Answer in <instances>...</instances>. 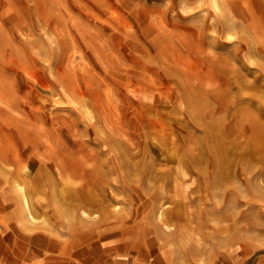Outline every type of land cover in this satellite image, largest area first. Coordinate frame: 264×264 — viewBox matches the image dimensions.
Wrapping results in <instances>:
<instances>
[{
    "label": "rangeland",
    "instance_id": "rangeland-1",
    "mask_svg": "<svg viewBox=\"0 0 264 264\" xmlns=\"http://www.w3.org/2000/svg\"><path fill=\"white\" fill-rule=\"evenodd\" d=\"M183 1L0 0V214L22 185L37 217L20 238L55 235L71 250L76 241L60 235V224L71 234L96 227L94 241L110 224L116 240L130 239L135 259L147 260L148 244L150 264H170L180 248L176 234L159 232L164 221L198 239L180 252L184 264H264V57L252 31L239 25L226 34L206 0ZM13 127L47 143L31 154ZM92 153L101 158L103 197L93 208L51 176L60 167L80 178V157ZM171 193L179 216L170 206L159 221L154 213ZM82 208L98 220L81 223ZM244 242L235 262L227 250ZM26 249L24 259L38 262Z\"/></svg>",
    "mask_w": 264,
    "mask_h": 264
},
{
    "label": "bare ground",
    "instance_id": "bare-ground-1",
    "mask_svg": "<svg viewBox=\"0 0 264 264\" xmlns=\"http://www.w3.org/2000/svg\"><path fill=\"white\" fill-rule=\"evenodd\" d=\"M96 1H100V0H96ZM202 1V0H201ZM207 3L210 5V7L219 15H222L224 20V27H225V32L226 34L229 33V29H235L237 28L236 26H242V27H246V29H248L249 31H252L256 41H259V45L257 46V55H260L262 57H264V0H206ZM95 2V1H93ZM205 2V1H204ZM206 3V4H207ZM207 4V5H208ZM185 5V1L181 0V6L184 7ZM130 9V8H129ZM132 9V8H131ZM38 13V12H37ZM144 11L143 9H136L134 11V15L140 17L141 14H143ZM146 13V12H145ZM12 15V14H11ZM39 15V14H38ZM37 15V18H38ZM41 17H39V19L42 21V23H44V25H50V18H46L45 14H41ZM115 19L118 21V23H120L119 17H117L116 15ZM10 17V16H9ZM211 18V17H210ZM11 19V18H10ZM12 20V19H11ZM127 22V21H126ZM18 25V23H16ZM40 26H42L40 24ZM17 27V26H16ZM245 30V29H244ZM17 31L19 34H22L23 36H28L29 32H27L26 29L24 28H17ZM250 33V32H249ZM245 34V33H244ZM242 33V36L244 35ZM230 35V34H229ZM247 36V34H245ZM248 37V36H247ZM252 37V36H251ZM249 39V38H248ZM247 39V40H248ZM250 40V39H249ZM89 41V40H88ZM127 41V40H126ZM251 41V40H250ZM95 44V43H94ZM93 44V45H94ZM251 44V42H250ZM257 44V43H256ZM91 45V44H90ZM91 45V47L93 46ZM95 46V45H94ZM250 46V45H249ZM252 46V45H251ZM101 48V47H100ZM89 49V48H87ZM94 49V48H93ZM251 50V48H250ZM95 52V51H94ZM93 52V53H94ZM253 52V51H252ZM251 52V53H252ZM97 53V52H96ZM255 53V52H254ZM104 54V53H103ZM102 54V55H103ZM100 55V54H99ZM95 56V55H94ZM98 56V54H97ZM251 56V54H250ZM249 56V57H250ZM101 57V56H100ZM104 57V55H103ZM165 58V57H164ZM254 58V57H253ZM258 58V57H257ZM101 59V58H100ZM106 59V58H105ZM250 59V58H249ZM262 58H260L261 60ZM104 60V59H103ZM102 60V61H103ZM105 61V60H104ZM100 63V62H99ZM101 66V64H100ZM106 66V65H105ZM263 66V65H262ZM246 71V70H245ZM264 78V77H263ZM64 81V80H63ZM63 83V82H61ZM62 85V84H61ZM66 85V83H65ZM70 86V85H69ZM72 86V85H71ZM91 86V85H90ZM67 88V87H66ZM65 88V89H66ZM74 89V88H73ZM76 90V88H75ZM87 90V89H86ZM85 90V91H86ZM6 90L0 88V94L3 95V93H5ZM76 92V91H75ZM54 93V92H53ZM85 92H83V95ZM77 94V93H76ZM87 94V93H86ZM80 96V95H79ZM5 101L7 103H9V98H4ZM75 99V98H74ZM81 99V98H80ZM84 99V98H83ZM91 100H95L96 102L98 101L97 96H92L90 97ZM77 100V99H76ZM1 101V100H0ZM78 101V100H77ZM82 101V100H81ZM2 102V101H1ZM56 102V101H55ZM3 103V102H2ZM78 103V102H77ZM5 104V103H4ZM82 104V103H81ZM84 104V103H83ZM98 108H101V105L99 102H97ZM100 106V107H99ZM84 107V105H83ZM102 113L105 112L104 108L102 107L100 110ZM86 112V111H85ZM93 117V116H92ZM55 123V122H54ZM71 124V123H70ZM235 124V123H234ZM73 125V124H72ZM71 125V126H72ZM14 126H16V124H14ZM18 126V125H17ZM69 126V125H68ZM74 126V125H73ZM43 127V126H42ZM14 129L17 130V132L20 134L21 140H20V145L27 151L31 152V154H35L37 149L39 148V145L41 143H47V137H41L40 139H33L31 137L28 136V134H26L28 131H24L25 129L23 127H13ZM41 128V127H39ZM95 128V127H94ZM30 129V128H28ZM43 129V128H42ZM225 129V128H224ZM235 129V128H234ZM80 130V129H79ZM96 130V129H95ZM39 131V129H38ZM44 131V130H43ZM97 131V130H96ZM99 131V130H98ZM80 133V132H79ZM40 134V132H39ZM173 135V134H172ZM54 136V134H53ZM39 138V137H38ZM176 138V137H175ZM157 140L160 142V145H164L166 142L168 141H163L159 138H157ZM180 140V139H179ZM83 141V140H82ZM77 142V141H76ZM154 142V141H153ZM177 142V141H175ZM80 143V142H79ZM132 144V143H131ZM80 145V144H79ZM180 145V144H179ZM81 146V145H80ZM79 146V147H80ZM134 147V146H133ZM180 148V147H179ZM81 149V147H80ZM85 149V148H84ZM24 150V151H25ZM183 150V149H182ZM23 151V150H22ZM39 151V150H38ZM83 153H85L83 150H81ZM16 152V150H15ZM46 152V151H45ZM26 153V152H25ZM20 155V154H19ZM45 155V154H44ZM29 156V155H27ZM181 156V154L179 155ZM1 157V156H0ZM47 157V156H45ZM48 160V159H47ZM100 161L101 158L99 157L98 154L96 153H92V154H87L85 156L80 157L79 163H78V169L80 170V178L78 179H74L72 178L69 174H65L63 170V168L60 167H55L52 170L51 176H53L55 178L56 181H58L59 184H66L71 186V187H75V190H77V195H78V199L84 204V205H88L89 207H97V203L103 199L102 197V193L100 191V184H99V180H98V176L102 175L101 173V166H100ZM52 163V162H51ZM115 164V163H114ZM221 164V163H220ZM105 165V164H104ZM128 165V164H126ZM5 168V167H4ZM116 169V168H115ZM8 171V170H7ZM23 171V170H22ZM69 171V169H68ZM221 171V169L219 170ZM82 172V173H81ZM220 173V172H219ZM20 174V173H19ZM40 175V174H39ZM119 175V174H118ZM219 176V175H218ZM52 177V178H53ZM53 178V179H54ZM1 180V178H0ZM24 181V180H23ZM239 182V181H238ZM29 183V182H27ZM25 184V182L23 183ZM55 186L59 187L58 184H56ZM63 186V185H62ZM61 186V187H62ZM28 187V186H26ZM29 189V188H28ZM31 189V188H30ZM60 189V188H59ZM12 190V189H11ZM58 190V189H57ZM7 191V190H6ZM13 191L16 193L15 198H11L12 200L9 202V208H8V214H0V221H2V231L3 232H12V233H16V234H21L22 230H24L28 224H30L31 222L33 223L34 221H36L37 217L34 216L33 211L30 202L28 200V195L30 196V194L28 192L27 195L24 192V188L22 185L17 186H13ZM3 193V192H2ZM121 194V193H120ZM4 195V194H3ZM10 195V194H9ZM58 195V193H57ZM169 198L171 199L170 202L166 201L164 203H162L158 209L156 210L155 214V218H157L158 220L163 219V213L166 210H169L172 206V214L175 215L176 217L179 216V197L178 195H176L175 193H171L168 194ZM159 198V197H158ZM77 202V201H75ZM171 202L174 204H171ZM7 203V202H6ZM4 205V204H3ZM7 205V204H6ZM3 207V206H2ZM7 207V206H6ZM58 208H60V206L57 205ZM61 209V210H60ZM58 211V215L64 217L66 220H72L71 215L64 211L62 208H60ZM148 209V208H147ZM144 211V210H143ZM153 211V210H151ZM119 212V211H117ZM154 212V211H153ZM118 215V214H117ZM123 215V214H122ZM151 215V214H150ZM149 215V216H150ZM153 215V214H152ZM151 215V216H152ZM80 222L82 223V221H88L91 218H97V214L95 212L89 213L86 209L82 208L79 213H78ZM120 216V215H118ZM124 218V217H123ZM39 219V218H38ZM96 221L98 220L95 219ZM159 220V221H160ZM46 221V220H45ZM95 221V222H96ZM146 221V220H145ZM149 226L150 230L147 231H153V228L151 227V225L149 224V222H146ZM158 223V222H157ZM88 224V223H87ZM31 226V225H30ZM51 226V225H50ZM136 227V226H135ZM48 228V227H47ZM55 228V227H54ZM141 228V227H140ZM96 227H94L93 232L96 231ZM139 229V228H138ZM161 231L159 230V232H163L166 235L169 234H176V245L177 248H180V252L182 251V249L187 245V243L191 240L196 239V237L194 236V234H190L189 231L184 228H177L175 227V225H170L165 223L164 221L161 224ZM51 230V229H50ZM158 230V229H157ZM220 231H223L221 228H219ZM56 232V231H53ZM47 233V232H45ZM61 233V232H60ZM135 233H140V232H136ZM158 233V232H157ZM5 234V233H4ZM3 234V235H4ZM59 234V233H58ZM96 234V233H95ZM161 234V233H160ZM162 234V235H164ZM48 235V234H47ZM79 235V234H78ZM140 235V234H139ZM18 236V235H17ZM55 236V235H54ZM53 236V237H54ZM96 236V235H95ZM16 237V236H15ZM50 237V236H49ZM56 237H58L56 235ZM92 237V236H91ZM14 238V237H13ZM2 239V238H1ZM22 239V238H21ZM50 239V238H49ZM60 239V238H59ZM62 239V238H61ZM79 239V238H78ZM10 240V239H8ZM12 240V239H11ZM198 240V239H196ZM3 241V240H2ZM7 241V240H6ZM60 241V240H59ZM62 242V241H60ZM59 242V243H60ZM205 242V241H203ZM48 243V242H47ZM54 244V242H53ZM62 246V243H60ZM13 245V244H12ZM19 245V243H18ZM56 246V245H55ZM20 247V246H19ZM18 247V248H19ZM249 245L247 243H234L231 244L228 248V252L231 254V256L233 257L234 261L236 262L237 256L239 252H246V250L248 249ZM56 248V247H55ZM10 249V248H9ZM15 249V247H14ZM54 249V248H53ZM21 250V249H20ZM28 250V249H27ZM11 251V250H10ZM3 252V251H2ZM27 252V251H26ZM178 253V257L176 260H173V262L171 261L170 264H184L183 261V257H182V253ZM11 253V252H10ZM9 253V254H10ZM50 254V253H49ZM25 255V254H24ZM139 258V257H138ZM1 260V259H0ZM202 264L204 263V260L201 259ZM200 262V263H201ZM1 263V262H0ZM26 263V262H24Z\"/></svg>",
    "mask_w": 264,
    "mask_h": 264
},
{
    "label": "crops",
    "instance_id": "crops-1",
    "mask_svg": "<svg viewBox=\"0 0 264 264\" xmlns=\"http://www.w3.org/2000/svg\"><path fill=\"white\" fill-rule=\"evenodd\" d=\"M82 223L86 225L87 221L86 222L82 221ZM142 224H145V223H142ZM1 225H2V222L0 223V240H1L0 241V259H1L0 264H150L148 262V255L150 254V251H151L150 246L148 244L146 245V247H144V244L141 245L142 247H144L143 248L144 252L148 254L147 260L135 259L136 258L135 255L137 256L140 253L131 246L130 239L129 240L123 239L122 235H124V233L123 234L119 233L118 240H116L115 234L110 233L111 232L110 224L105 225V226H108L109 230L105 231L104 229H102L104 233L105 232L107 233L106 234L107 237L105 239L97 240V241H94V237L96 235L95 234L96 231L93 232L94 227L86 226L85 228H83L82 231L74 232L73 234H71V233H63L65 231H62V228L64 226H66L67 228L66 227L65 228L66 230H68L71 227V225H69L68 223H65L64 226L62 227V225L60 224L61 227L57 228L59 231H61L60 235H64V236L71 235L73 239L76 241V247L71 250H68V249L66 250L62 248L60 243H62L63 245V242H60L61 240L57 241L50 234L47 235V234H43L39 232H31L26 236L27 239L26 238L21 239L19 237V234L12 233V232L10 233L7 231L3 232L1 230L2 229ZM129 235H130V232H129ZM150 235L151 234H149V237ZM158 235L160 239L161 238L163 239L164 235H162V233L161 234L158 233ZM120 238H122L124 241L122 240L123 241L122 242ZM129 238H131V235L129 236ZM86 240H92L93 243H90V244L84 243V241ZM115 241H118V243H116ZM26 247H29L31 249L32 256H38V259H39L38 262H36L35 259L29 260V261L24 259V257L28 254V252H26L27 251ZM128 249L133 250L134 252L132 260L128 259V256H127ZM171 250H172V247H169V248L167 247L165 248V250H162V251L171 252ZM159 255H162V254H159ZM226 259H229V258H227L226 256ZM165 263L167 264V262ZM158 264H162V262L159 261Z\"/></svg>",
    "mask_w": 264,
    "mask_h": 264
}]
</instances>
